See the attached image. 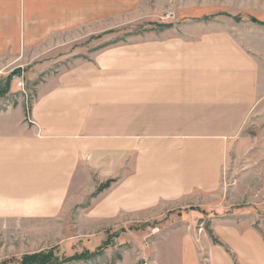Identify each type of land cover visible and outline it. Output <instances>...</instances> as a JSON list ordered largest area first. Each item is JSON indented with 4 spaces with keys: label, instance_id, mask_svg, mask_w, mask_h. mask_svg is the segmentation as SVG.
I'll return each mask as SVG.
<instances>
[{
    "label": "crops",
    "instance_id": "crops-1",
    "mask_svg": "<svg viewBox=\"0 0 264 264\" xmlns=\"http://www.w3.org/2000/svg\"><path fill=\"white\" fill-rule=\"evenodd\" d=\"M232 27L179 26L152 47V72L134 80L122 59L78 62L35 89L29 113L25 96L0 104V221L52 222L114 180L81 216L89 224L187 226L191 217L166 214L217 191L229 141L259 95L258 63ZM192 234L180 227L135 250L121 249L122 234L101 256L68 264H202Z\"/></svg>",
    "mask_w": 264,
    "mask_h": 264
},
{
    "label": "rangeland",
    "instance_id": "rangeland-1",
    "mask_svg": "<svg viewBox=\"0 0 264 264\" xmlns=\"http://www.w3.org/2000/svg\"><path fill=\"white\" fill-rule=\"evenodd\" d=\"M216 20L233 26L255 57L259 95L238 136L229 141L217 191L198 205L166 214L189 216L190 223L89 224L81 216L97 197L95 190L49 223L0 221V264H21L26 255L50 250L60 259L95 254L107 249L106 242L119 244L122 234L121 249H151L155 240L180 227L196 238L202 264H226L224 258L232 264H264V0H0V81L5 87L12 78L0 104L8 101L6 107H13L25 96L29 113L35 89L78 62L81 68L89 63L105 68L101 59H122L123 78L134 80L139 72H152L159 52L152 47L175 35L179 26ZM147 78L150 83L151 74ZM26 120L33 123L29 115ZM201 238L207 242L200 243ZM140 262L151 264L146 257Z\"/></svg>",
    "mask_w": 264,
    "mask_h": 264
},
{
    "label": "trees",
    "instance_id": "trees-1",
    "mask_svg": "<svg viewBox=\"0 0 264 264\" xmlns=\"http://www.w3.org/2000/svg\"><path fill=\"white\" fill-rule=\"evenodd\" d=\"M8 83L5 87L2 84L3 82L0 81V96L6 93L5 91L8 90L10 83L12 81V78H8ZM114 182V180H109L106 183H103L99 186L97 189V192L94 194V196L98 195L99 193L103 192L105 189H108L111 184ZM93 196V197H94ZM110 243H105L104 248H107ZM103 249H100L97 253L95 254H80V255H75L70 258H64L60 259L59 257L56 256L55 252L53 250L50 251H42L40 253H36L34 255H26L23 257L21 264H67L71 262H76V261H84V260H92L98 256H101L103 254Z\"/></svg>",
    "mask_w": 264,
    "mask_h": 264
}]
</instances>
